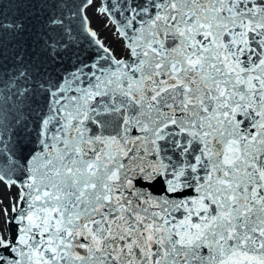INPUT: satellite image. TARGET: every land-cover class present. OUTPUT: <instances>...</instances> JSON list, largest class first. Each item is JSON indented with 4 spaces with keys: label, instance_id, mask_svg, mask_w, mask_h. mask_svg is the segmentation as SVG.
<instances>
[{
    "label": "snow or ice",
    "instance_id": "obj_1",
    "mask_svg": "<svg viewBox=\"0 0 264 264\" xmlns=\"http://www.w3.org/2000/svg\"><path fill=\"white\" fill-rule=\"evenodd\" d=\"M0 264H264V0H0Z\"/></svg>",
    "mask_w": 264,
    "mask_h": 264
},
{
    "label": "rangeland",
    "instance_id": "obj_2",
    "mask_svg": "<svg viewBox=\"0 0 264 264\" xmlns=\"http://www.w3.org/2000/svg\"><path fill=\"white\" fill-rule=\"evenodd\" d=\"M89 14L92 17L93 27L96 28L101 33V39H105V40L108 39L109 33L104 30L102 26L101 18L97 16L94 12H90Z\"/></svg>",
    "mask_w": 264,
    "mask_h": 264
}]
</instances>
